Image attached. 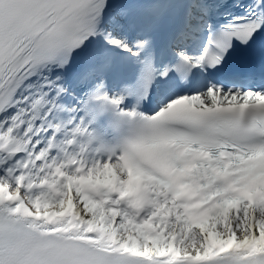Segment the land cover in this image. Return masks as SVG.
Returning a JSON list of instances; mask_svg holds the SVG:
<instances>
[{
	"label": "snow or ice",
	"instance_id": "6c2138e0",
	"mask_svg": "<svg viewBox=\"0 0 264 264\" xmlns=\"http://www.w3.org/2000/svg\"><path fill=\"white\" fill-rule=\"evenodd\" d=\"M0 264H264V0H0Z\"/></svg>",
	"mask_w": 264,
	"mask_h": 264
}]
</instances>
